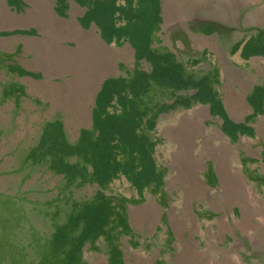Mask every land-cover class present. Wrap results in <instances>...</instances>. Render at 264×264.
<instances>
[{
	"label": "rangeland",
	"instance_id": "1",
	"mask_svg": "<svg viewBox=\"0 0 264 264\" xmlns=\"http://www.w3.org/2000/svg\"><path fill=\"white\" fill-rule=\"evenodd\" d=\"M0 2V264H264V0Z\"/></svg>",
	"mask_w": 264,
	"mask_h": 264
},
{
	"label": "bare ground",
	"instance_id": "2",
	"mask_svg": "<svg viewBox=\"0 0 264 264\" xmlns=\"http://www.w3.org/2000/svg\"><path fill=\"white\" fill-rule=\"evenodd\" d=\"M7 13L8 11L5 5L0 2V24L1 25H5L8 23V17H6ZM170 16H171V13L169 15V19H170ZM1 27H4V26H1ZM46 56H49V55L47 54ZM49 57L52 61H54L51 56ZM225 77L227 78V76ZM225 98L226 100L232 101L233 115L235 114V112H237L236 115H240V111L243 114L246 113L247 108H246V105L244 104L243 97L241 95L237 96L231 87H227L225 89ZM237 109H239V111ZM194 115L195 116L191 115L190 117L191 122H189V120L184 121L183 123H187V124L182 126V128L173 136L171 134V137H170L177 144L178 160H176V165L178 164V166L176 167H177V172H178L177 177L179 178L186 177V173H187L188 166L190 165V163L196 170H198V167H199L198 166L199 162L194 159V156H193V160L190 159L189 155L190 154L194 155L199 150L197 143L192 142L193 141L192 139H196L198 136H200L205 131V130L203 131L202 126L198 122L200 119L201 121H203L204 114H202V111H201L199 114L194 113ZM190 123L192 125V129L189 131L188 126ZM206 143H207V148L209 152L213 154L218 153V160L223 165L225 164L230 165L233 163L232 165L236 167L237 175H239V169H238L239 164L236 159V154L232 151V148L229 147L227 140L220 134V132L217 129L213 130V133L209 136V139L207 140ZM230 150L232 151V153H230ZM249 193H252V192L249 191ZM179 229H181L180 226H179ZM100 262L103 263V261H100Z\"/></svg>",
	"mask_w": 264,
	"mask_h": 264
},
{
	"label": "trees",
	"instance_id": "3",
	"mask_svg": "<svg viewBox=\"0 0 264 264\" xmlns=\"http://www.w3.org/2000/svg\"><path fill=\"white\" fill-rule=\"evenodd\" d=\"M188 88H190V87H188ZM196 102L202 103L198 100H196ZM75 204L77 205V203H75ZM110 205H111V203L107 202L105 204V210L107 209L110 212ZM116 212H119V211H116ZM118 214L122 215L121 212H119ZM118 214H116V216ZM121 215H119L120 223H122L123 219H124V216L121 217ZM106 218H107V220L110 221V219L112 217L108 214V215H106ZM110 225H112V224L110 223ZM107 229H108V227L104 228L103 230L107 231ZM115 229H117L118 232L121 233L123 231V226H119V225L117 226L116 225ZM66 233H67V229H66ZM65 237H64L65 240H67V237H68L70 242H72L74 244H78V241H79L78 238H74V237L67 235V234L65 235ZM44 244H45L44 246L43 245L40 246L42 248V255L38 259L37 264H78L79 263V257L77 256V254L78 253H79V255L81 254V247L78 248L76 246L75 247L73 246V248L67 249V248H64L63 246H59V247L56 246V247L52 248L51 244H54V246H55V243L50 242V241L48 243H44ZM61 254L66 255V258H63V256Z\"/></svg>",
	"mask_w": 264,
	"mask_h": 264
}]
</instances>
